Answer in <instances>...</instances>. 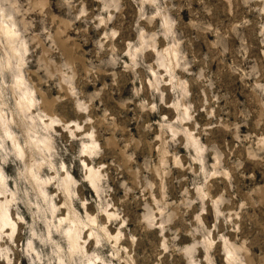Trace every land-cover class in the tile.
Instances as JSON below:
<instances>
[{"label":"rangeland","instance_id":"rangeland-1","mask_svg":"<svg viewBox=\"0 0 264 264\" xmlns=\"http://www.w3.org/2000/svg\"><path fill=\"white\" fill-rule=\"evenodd\" d=\"M0 7L26 44L21 71L35 100L19 112L0 39V201L17 223L0 231V264H84L62 228L73 211L97 264H228V250L235 264H264V0ZM30 117L53 119L50 152L29 148ZM35 131L45 134L40 122ZM86 165L101 176L98 192Z\"/></svg>","mask_w":264,"mask_h":264},{"label":"bare ground","instance_id":"bare-ground-1","mask_svg":"<svg viewBox=\"0 0 264 264\" xmlns=\"http://www.w3.org/2000/svg\"><path fill=\"white\" fill-rule=\"evenodd\" d=\"M0 12H1L0 39L3 40L5 44L4 49H5V56L7 59V66L10 67L14 63L16 64L18 75L16 76L15 79V87L20 92V98L17 101V108L21 114H24V112L28 111L35 103L34 98L30 95V91L25 86V80L21 71L22 65L24 63L23 54L27 51L26 44L20 37L16 22L11 16L10 12L7 11L6 9H3L2 7H0ZM0 115L2 114L0 113ZM29 122H30L28 124L29 130L32 131L33 133V137L27 138L29 148L38 154L50 152V150L52 149V144H51L52 136L50 134V129H52L51 126L53 123V119L49 118V122L46 123L44 120L40 119V121H37L35 117H30ZM39 122L45 131V134L42 136L41 135L36 136L37 132L35 131V128ZM9 124H10L9 120L6 121L5 123L6 137L13 143V146L15 147L16 151L21 156H24L25 151L23 148L19 146L17 140L12 136V133L9 128L10 126ZM97 147L98 146L96 142L92 141L90 146H85V152L91 154ZM86 168L88 169L87 180L91 183V187L96 192H98L100 189L99 184L101 182V176L97 172H95L93 167L86 165ZM29 173L36 187L41 188V185L43 184V180L41 179V176L33 173L32 169L29 170ZM74 183H75L74 179L69 174H67L61 180L62 191L64 193L70 194V187ZM6 188H7L6 178L3 175V172L0 170V194H4ZM40 194L43 196L44 199L47 198L48 196V192L45 190H40ZM71 214H72L71 217L67 218L68 225L62 227L65 233L64 237L69 245L70 257L72 258L77 254H79L86 259L84 264H97L91 258H88V253L86 249L83 247L84 242L81 239L80 219L75 215L74 211ZM107 215L109 218L114 216L109 213H107ZM88 219L89 222H93L90 216H88ZM62 221H60V223H62ZM16 224L17 223H15V221L12 218V213L9 209V202L7 201V199H5L4 202L0 201V231L4 230L5 233H8V231L11 230V232H13L15 230ZM105 233L106 235L110 236V233L108 231H105ZM224 261L225 263L228 264L236 263L237 258L232 250H228L226 252Z\"/></svg>","mask_w":264,"mask_h":264}]
</instances>
